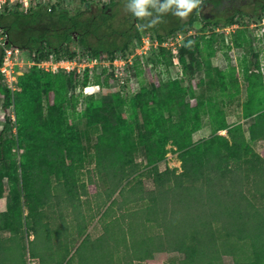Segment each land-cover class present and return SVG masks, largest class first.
Returning <instances> with one entry per match:
<instances>
[{
    "label": "rangeland",
    "instance_id": "374dc122",
    "mask_svg": "<svg viewBox=\"0 0 264 264\" xmlns=\"http://www.w3.org/2000/svg\"><path fill=\"white\" fill-rule=\"evenodd\" d=\"M63 2L75 10L78 0ZM254 2L201 0L189 30L178 32L181 36L173 34L179 36V64L173 59L172 45L164 55L159 51L161 45L145 55H134L132 60L141 59L145 70L135 76L139 84H128L127 89L107 77L103 66L93 73L87 67L90 83L96 73L105 81L91 101L82 100L90 93L81 90L79 81L65 69L25 64L11 89L9 109L4 107L0 90V135L5 152V158H0V238L20 228L26 240H31L35 236L29 231L35 229L45 245L52 242L53 253L67 245L68 259L74 256L73 264H82L76 253L88 243L82 240L104 235L106 224L117 220L114 234L125 235L123 248L131 253L128 261L117 259L112 264H182L186 258L183 251L160 250L159 241L139 244L137 240L162 235V244H167L165 226L157 223L162 221L161 208L159 219L144 208L152 202L150 195L158 186L171 188L173 184L175 189L178 174L183 172L190 174V196L200 198L195 187L204 183L205 193L226 190L229 199H242V210L243 204L255 201L256 209L264 215V77L256 71L261 69L264 74V14L257 13ZM234 3L256 13L239 16L236 24L228 27L206 24L207 16L220 17ZM115 11L113 22L119 35L136 19L133 0H119ZM169 11L172 13L160 22L161 31L187 19L175 16L171 8ZM158 16L145 18L154 23ZM147 32L157 37V30L141 29L139 38ZM77 50V58L94 56L80 47ZM21 57L31 60L27 53ZM131 71L135 74L132 67ZM77 74L82 77L84 73ZM72 95L80 97L75 107ZM257 129L260 133L255 136ZM11 166L15 171L8 174ZM210 172L217 174L216 181L209 180ZM196 203L202 210L201 199ZM203 209L211 214L208 206ZM246 212L241 225L256 227ZM131 221L134 229L123 231ZM133 232L138 235L135 240ZM195 232L192 228L188 232V244ZM216 236L218 243L230 244L222 233ZM41 243L38 249L44 250ZM256 246L252 241L247 247L240 244L239 253L225 252L219 259L222 264H239L238 259L244 263L250 256L255 260ZM136 248L145 251V259L134 257ZM4 252L1 245L0 262ZM84 253L91 254L89 250ZM87 258L84 256V261ZM27 260L41 264L29 251ZM200 264L215 261L207 259Z\"/></svg>",
    "mask_w": 264,
    "mask_h": 264
},
{
    "label": "trees",
    "instance_id": "16d2710c",
    "mask_svg": "<svg viewBox=\"0 0 264 264\" xmlns=\"http://www.w3.org/2000/svg\"><path fill=\"white\" fill-rule=\"evenodd\" d=\"M63 1L64 0H45V2L27 8H24L20 3H16L11 9L2 8L0 9V27L9 33L10 43L18 46L22 53H27L29 58L36 62L50 59L52 56L57 57V59L74 58L78 53L77 47L91 52L94 56H100L107 60L109 58H114L118 53L128 57L134 51L136 40L139 39L141 29L148 31L157 30V37L161 40L178 32L186 33L190 28L193 16L197 12V8L193 9V11L189 13V16H187V19L180 20L168 27L165 31H161L159 29L160 22L166 17V14L170 15L172 11L157 12L156 9L164 3V0H156L155 7L149 6L148 11L161 17L158 23L155 21L152 23L151 19L147 21L145 17H136L133 22H130L128 26L121 30L119 36L116 33L118 30L115 28L113 22L116 15L115 7L119 0H103V2L102 0H78L75 10ZM251 1H255V10H257V13L264 14V0ZM50 6L52 10L49 9ZM171 9L176 11V6H172ZM254 13L251 11L246 12L242 8V3H234L233 8L231 10L228 8L225 9L220 17H216L215 19L207 17L206 24L228 27L236 24L237 17L241 16V18H244L245 15L248 14L251 16ZM234 43L239 45L240 42L235 38ZM161 52L162 55H164L166 48L162 47ZM202 54L204 55V53ZM2 61L3 50L0 48V65ZM171 61H173L172 55ZM207 63L210 67V60ZM131 67L135 75H139L145 70L142 67V60L139 58L134 61ZM215 68H217L219 72H224V70H221L220 67L218 68L217 65ZM256 71L258 72V76L264 77L261 69H256ZM68 74L75 76L81 85V90L91 81L87 71L82 77L78 76L77 71H72ZM107 77L113 78L110 74H108ZM173 81H176V78ZM0 82L2 84L0 90L4 95V107L9 109L11 106L12 90L5 83L1 73ZM93 83L100 84L102 87L105 83L102 74L96 73ZM96 97L94 93L86 94L82 100L91 101ZM71 100L75 107L80 97L79 95H72ZM259 129H261L262 133L263 128L260 127ZM259 129L255 131V136H258V133H260ZM0 138V158L3 159L5 158V152L3 149L4 142L2 134ZM14 171L15 168L11 166L7 173L11 174ZM211 173L212 172L209 174L207 173L210 178L209 180L216 181L218 179V177H215L217 174ZM204 174V171H202L200 176L202 177ZM200 176L197 178L201 179ZM178 178L180 181L175 189L171 181V188L158 186L152 195H150L152 202L149 206L144 208V212L150 215H157V219L160 218L159 207L161 208L163 212L161 216L162 221H158L157 223L165 226L166 233H163V235L167 237L165 241L167 244H162V235L157 237L151 236L150 239L144 236L141 238V242L137 240V243L148 244L152 241H159V245L161 246L160 250L166 247L181 250L186 254V258L182 261V264H200L201 261L207 259L214 260L215 264H222L221 259H219L222 253H239L240 244L243 245V247H247L252 241V243L257 244L256 249H253V253L256 254L255 260L253 256H250L248 258L249 261L245 259L244 263L242 260L238 259L239 264H264V215L256 209V202L253 201L243 204L242 210V204H240L242 199H229L226 196V190L215 193L216 190L213 189L205 193L206 188L203 186L204 183H202V186L198 185L195 187V191L200 195V198L197 194L190 196L187 192V190L193 189V185L189 184L190 174L183 172L178 174ZM215 184L219 185L220 183L215 182ZM121 191H123V195L126 193L125 188H122ZM200 199L201 203H203L202 210V205L198 207V203H196V200L199 202ZM112 205L113 203L109 206L108 210L112 209ZM204 205L206 207L208 206V209L211 210V214L208 215L209 212L203 209ZM247 208L250 209L249 212H246ZM198 210H201L200 214H198ZM245 212L247 213V217L250 216L249 218L252 219V222L258 224L256 227L253 226L250 228L241 225V218L244 216ZM202 215H208L209 218L207 216L204 219L201 217ZM212 216V220H209ZM228 216L231 217L233 221L228 219ZM221 217L224 218V220H222ZM133 219L134 218H132V220ZM220 221L223 222L222 225H219ZM247 221H249V219H247ZM133 223V221L129 222L126 230L122 228L123 231L127 232L132 228L134 229ZM117 225V220L110 221V223L106 224L107 231L104 235L94 240L91 237H85L82 240L81 243L85 241L88 242L84 246H79L76 251L83 260V262H81L82 264H98V262H100L99 264H112L117 259L121 261L127 259L128 261L127 256H129L131 252L123 248L127 244L125 235L114 234L117 233L115 231ZM191 228L195 229L196 232L192 235V242L188 244L191 240L190 233H188ZM110 230L112 232L109 234ZM31 231L35 236L31 240H26V236L20 228L14 229L9 237L0 238V246L3 245L5 249L3 260L6 261L5 264H29L27 260L28 251L31 257L40 258L41 264H73L75 257L72 256L68 259L70 250L67 245L63 244L59 252L53 253L52 242H46L47 244L45 245L43 241H40L41 236L39 231L31 229L29 232ZM217 231H219V233H216ZM145 232L146 230L144 234ZM221 233L222 238L224 235L230 240V244H227L226 241L218 243L219 241L216 234ZM29 234L27 237H29ZM135 235L136 234L133 232L132 237L134 240L138 237V235H136L135 238ZM41 242H43V244ZM40 243L46 246L44 250L38 249ZM86 250H89L91 254L85 255L84 252ZM143 252L145 251H141L138 248L132 251V253L135 254L134 257L139 259H145L146 255ZM106 253L110 255H106ZM84 256L88 257L87 259L89 260L84 261ZM107 260H109V262ZM3 261H1L0 264H2ZM125 264H128V262H125Z\"/></svg>",
    "mask_w": 264,
    "mask_h": 264
},
{
    "label": "built area",
    "instance_id": "2783aa9c",
    "mask_svg": "<svg viewBox=\"0 0 264 264\" xmlns=\"http://www.w3.org/2000/svg\"><path fill=\"white\" fill-rule=\"evenodd\" d=\"M45 2V0H0V9L8 8L11 9L16 3H20L24 8H27L32 5H36L38 3ZM52 10V7H49ZM264 24V18H263ZM178 35H182V33H178ZM177 38V39H176ZM176 39L174 42L173 40ZM178 39L179 36H169L166 39L160 41L157 37L153 38L152 34L147 32L143 34L141 38L136 40L134 51L126 57L122 54H116L114 58H109L107 60L101 58L100 56H89L85 58H61L57 59V57L52 56L50 59H46L40 62H36L34 60L25 61L23 57H21L22 51L18 46L10 43L9 33L0 27V48L3 50V61L0 65V73L4 78L5 83L12 89L15 85V82L18 80L19 74L23 73V67L25 64L29 65H51L54 70L63 68L67 72L77 71L78 73H85L88 69L91 68V73L93 71L98 70L101 66L102 68H106L107 74H110L113 77L114 82H118L121 87L126 88L128 84L135 85L136 82L139 84V80H137L134 73L131 71V66L134 64L135 60H132L134 55L140 54L145 55L149 52H152L153 48H159L161 51V47H167L172 45L173 59L177 64H179V56H178ZM172 40V41H171ZM170 48V47H168ZM150 52V55H151ZM136 53V54H135ZM149 55V54H148ZM49 67V66H48ZM103 72V71H102ZM134 74V76H133ZM177 78V76H176ZM136 79V80H135ZM113 82V83H114ZM133 87V86H132ZM100 84L90 83L84 86L83 90L85 93H96L97 89L100 90ZM134 88V87H133ZM127 89V88H126ZM135 89V88H134Z\"/></svg>",
    "mask_w": 264,
    "mask_h": 264
},
{
    "label": "clouds",
    "instance_id": "9594fccd",
    "mask_svg": "<svg viewBox=\"0 0 264 264\" xmlns=\"http://www.w3.org/2000/svg\"><path fill=\"white\" fill-rule=\"evenodd\" d=\"M201 3V0H164L159 8L156 9L157 12H166L172 6H176L175 16L180 18H186L193 9L197 8ZM156 0H133V10L135 16L138 18H144L146 16H151L152 13L148 11L149 6L155 7ZM161 17L156 18V23L160 21ZM192 42L190 41L189 44Z\"/></svg>",
    "mask_w": 264,
    "mask_h": 264
},
{
    "label": "flooded vegetation",
    "instance_id": "af4514ba",
    "mask_svg": "<svg viewBox=\"0 0 264 264\" xmlns=\"http://www.w3.org/2000/svg\"><path fill=\"white\" fill-rule=\"evenodd\" d=\"M208 18H213V16L212 15H209V16H207Z\"/></svg>",
    "mask_w": 264,
    "mask_h": 264
}]
</instances>
